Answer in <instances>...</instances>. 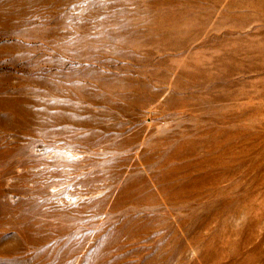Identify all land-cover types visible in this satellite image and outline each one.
Segmentation results:
<instances>
[{
  "label": "rangeland",
  "instance_id": "rangeland-1",
  "mask_svg": "<svg viewBox=\"0 0 264 264\" xmlns=\"http://www.w3.org/2000/svg\"><path fill=\"white\" fill-rule=\"evenodd\" d=\"M0 264H264V0H0Z\"/></svg>",
  "mask_w": 264,
  "mask_h": 264
}]
</instances>
